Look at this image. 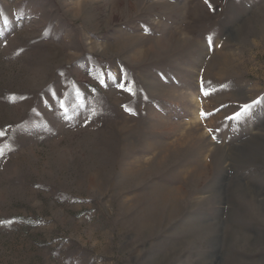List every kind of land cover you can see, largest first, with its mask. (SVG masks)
<instances>
[{
	"label": "rangeland",
	"instance_id": "1",
	"mask_svg": "<svg viewBox=\"0 0 264 264\" xmlns=\"http://www.w3.org/2000/svg\"><path fill=\"white\" fill-rule=\"evenodd\" d=\"M0 264H264V0H0Z\"/></svg>",
	"mask_w": 264,
	"mask_h": 264
},
{
	"label": "snow or ice",
	"instance_id": "2",
	"mask_svg": "<svg viewBox=\"0 0 264 264\" xmlns=\"http://www.w3.org/2000/svg\"><path fill=\"white\" fill-rule=\"evenodd\" d=\"M0 135H2V133H0Z\"/></svg>",
	"mask_w": 264,
	"mask_h": 264
}]
</instances>
